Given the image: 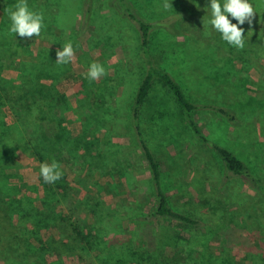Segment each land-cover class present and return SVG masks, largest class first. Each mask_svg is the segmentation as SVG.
<instances>
[{"label":"trees","instance_id":"16d2710c","mask_svg":"<svg viewBox=\"0 0 264 264\" xmlns=\"http://www.w3.org/2000/svg\"><path fill=\"white\" fill-rule=\"evenodd\" d=\"M17 2L0 0V264H46L49 258L59 264L65 259L86 264H264V178L234 150L206 137L197 118L205 105L186 94L162 64V56L151 49L155 30L165 28L173 35L181 31L193 35L195 25L204 26L211 32L207 40L214 45L217 54L240 61L244 68L264 69L261 63L264 60V11H259L264 9V0H249L257 15L251 26L242 25L245 46L241 50L228 45L212 29L208 23L209 8L199 12L198 17L204 15L205 18L197 23L190 18L193 15L189 13H195L200 5L208 7L210 0H194L198 4L191 2L195 9L188 1L189 6L186 5L192 12L173 13L154 21L143 19L131 0H27L30 10L43 13L45 27L40 37L51 38L53 43L52 47L34 49L29 41L8 32L10 19L6 10ZM106 11L116 21L128 23L133 30L136 75L129 84H112L106 75L99 80H89L75 74L69 63H55L57 50L67 42L73 44L89 26H96L91 42L93 46H104L106 65L114 45H119L121 40L103 25ZM77 20L79 25L75 29ZM56 30H67L69 38L57 37ZM23 55L29 59H23ZM7 69L17 72L15 84L7 82L4 75ZM127 69V61L118 62L116 75L122 77ZM158 81L172 96L179 115L196 140L207 145L218 158L219 164L203 158L199 174L207 176L210 192L220 187L218 191L229 190L226 196L237 205L238 218L229 219L234 211L208 203V197L204 196L210 192L204 188V177L195 179L196 201L186 190L173 202L164 190L161 161L151 150L150 137L144 133L147 119L143 117ZM75 84L80 85L78 94L83 96L78 103L84 113L82 132L77 135L69 129L66 118L71 110L67 88L74 89ZM118 86L127 90L118 95L115 90ZM112 97L115 98L111 101ZM113 102L120 103L117 110ZM209 107L232 126L239 124L240 119L232 108ZM120 112L126 117L121 124ZM124 128L132 134V147L140 154L135 165L126 156L121 142L124 133L120 129ZM99 133L102 136L99 137ZM20 154L32 157L39 165L55 160L63 173L61 179L48 184L39 176L38 165L42 188V195L36 198L38 203L27 193L30 189L38 191V186L30 187L20 177L18 183L11 182L12 177L17 178ZM65 165L78 173L72 182ZM142 169L149 176L142 181L146 186L145 194L139 196L136 189L139 181L135 176ZM10 170L15 172L10 174ZM95 171L100 176L109 171L120 177L133 171L128 184L135 193L134 199L122 198L111 210L97 193L88 192L74 200L73 192L78 191L74 182L105 191L96 181H88ZM83 174L88 179L83 178ZM219 175L223 180L218 179ZM245 186L249 187L248 192ZM234 187L240 190L234 193ZM226 226L235 234L230 240L225 233ZM52 229L55 234L44 239L43 231ZM244 235L252 236V245H244ZM218 236L221 242L214 248L212 241ZM237 242L245 253L243 258L232 253V244ZM168 249L173 253H168Z\"/></svg>","mask_w":264,"mask_h":264},{"label":"rangeland","instance_id":"374dc122","mask_svg":"<svg viewBox=\"0 0 264 264\" xmlns=\"http://www.w3.org/2000/svg\"><path fill=\"white\" fill-rule=\"evenodd\" d=\"M131 1L136 12L143 19L152 21L173 13L184 14L187 11L192 12L188 9L189 5L187 2L189 1L191 5L192 3L195 4L194 0H168L171 3L172 9L165 10L162 7L164 0ZM192 7L194 8L193 5ZM207 10L206 4L200 5V8L195 9V13H189L193 15L190 18L197 23L198 20L205 18L204 15L198 17L199 12ZM260 10L264 11L263 7ZM1 15L2 12H0V17ZM105 16L106 19L103 23L105 28H108L111 33L118 34L122 40L118 42L119 45H114L115 48L112 50V54L109 55L106 65L104 46H98L97 44V46H93L91 42L92 33L97 27L89 26L73 42L75 59L69 63V66L75 74L87 77L86 74L89 67L87 64L90 65L96 62L103 67L104 65L106 66V76H108L109 81H112V84L117 85L120 82L129 84L134 75H136V63L132 51L134 44L133 30L129 28L128 23L116 21V18L114 19L108 11H106ZM178 24L177 22L176 26ZM78 25L77 20L74 24L75 29L78 28ZM210 33L208 28L204 26L197 27L196 25L192 32L193 35L186 34L184 31H181L178 35H173L165 28L158 29L153 31L151 49L154 54L162 56V64L182 85L186 94L195 102L205 105L206 108L197 115V118H199V126L206 137L214 143H220L234 150L250 165L254 172L264 178V69L244 68L240 61L222 56L220 53L217 54L214 50V45L207 40ZM55 34L57 37L65 40L69 38L67 30H56ZM48 39L46 40V38L38 36L23 38V41H29L34 49L38 46L52 47L51 38ZM59 50H62V48ZM22 57L23 59H29V56L26 55ZM124 61H127L128 65L127 71H124L127 74L119 77V75H116L115 69L118 68V62ZM261 63L264 65V60ZM4 75L7 82L13 84L17 82L16 71L7 69L4 71ZM79 88V84H75L74 89L67 88L71 110L67 112L66 118L73 135L82 132V122H84V113L78 103L79 98L83 96L78 94ZM115 90L116 94L122 95L127 90V87L118 86ZM113 98L115 97H112L111 101ZM111 104L117 110L120 103L113 102ZM210 105H224L232 108L240 119L239 124L232 126L224 117L216 114L214 111L211 112ZM124 116H126V110L124 111ZM124 116L121 112L118 115L120 124L122 119H126ZM143 117L147 119V124L145 125L147 129L144 127V133L150 137L149 145L151 150L161 161V181L164 190L167 191V195L171 196V200L175 202V199L181 197L187 190L192 193L196 201L198 194L194 189L195 179L199 177L201 180L204 177L199 174L202 167L201 160L207 158L219 164L218 158L207 148V145L201 144L196 140L190 128L179 115L172 96L166 92L159 81L156 82L155 89L149 96L148 106L145 113H143ZM120 132L124 133V136L121 137V142L127 151L125 154L135 165L138 159H140V154L137 149L132 147V134L125 128L124 130L120 129ZM98 136L100 137L102 134L99 133ZM114 140L116 139L114 138ZM130 147H132L131 150H129ZM17 162L19 163V168L16 170L17 178L12 177L11 182L18 183V178L20 177L28 186H38V191L30 189L27 192L30 196L35 199L37 196H41L42 188L39 186L37 172L39 163L26 154H20ZM64 167L71 182L78 177L76 169L68 165ZM8 172L13 174L15 171L10 170ZM108 172L105 171L104 176H100V173L95 171L89 179L83 174V178L88 179L90 182L96 181L105 191L91 187L92 185H86L83 182H74L76 184L75 189L78 191L73 192L72 198L76 200L85 193H97L108 210L114 209L122 198H126L128 201L134 199L135 193L132 192L128 184L131 174L134 176L133 171L125 173L123 177H120L116 173ZM197 172L199 176H197ZM148 176L149 174L145 170L143 172V169L142 172H139L135 176V179L139 181L136 188L139 191L137 193L139 196L145 194L146 186L142 181L148 178ZM203 179L206 180L204 188L210 192L211 189L209 183H207V176ZM218 179L223 180L220 175ZM245 187L244 190L248 192L249 187ZM86 189L88 190L86 191ZM220 189L215 188V190L207 193L204 197H208V203L212 207L234 211L233 214H229V219H232V217L234 219L238 218L235 212L237 205L233 203L231 197L227 199L226 196L229 190L223 188L221 191H218ZM238 189L240 190V188ZM238 189L234 187L233 192H238ZM23 193L25 192L23 191ZM36 200L38 203V199ZM238 223L240 222L238 221ZM224 229H227L225 233H227L228 240L234 237L235 234L232 232L231 227L227 228L226 226ZM235 230L237 231L238 229ZM53 234H55V231L52 229L43 231L42 235L46 239ZM244 237L246 238L243 241L244 245L253 244L251 235H244ZM219 240L220 236L215 237L212 241L214 248L220 245L221 241ZM238 245V242L232 244V253L238 258H243L245 253ZM168 253L172 254L173 250L168 249ZM46 264H59V262L49 258ZM62 264L86 263L65 259Z\"/></svg>","mask_w":264,"mask_h":264},{"label":"clouds","instance_id":"9594fccd","mask_svg":"<svg viewBox=\"0 0 264 264\" xmlns=\"http://www.w3.org/2000/svg\"><path fill=\"white\" fill-rule=\"evenodd\" d=\"M162 7L172 9L171 3L164 0ZM210 19L208 23L213 30L221 35V39L228 45L241 50L245 46L244 28L242 25L247 23L252 25L256 14V9L249 0H210ZM10 19L9 34L18 35L21 38H32L41 35L45 25L42 12L30 10L27 0H18L11 9L6 10ZM231 17V19H229ZM235 20L236 23L231 21ZM75 59V50L71 42H67L62 50L56 52L57 64H68ZM106 75L105 68L96 62L89 65L87 78L89 80H99ZM60 165L53 160L51 163H41L39 165V176L45 183L52 184L62 178Z\"/></svg>","mask_w":264,"mask_h":264}]
</instances>
